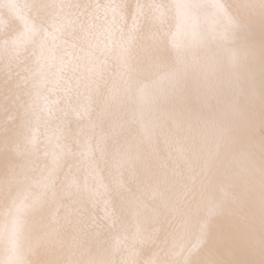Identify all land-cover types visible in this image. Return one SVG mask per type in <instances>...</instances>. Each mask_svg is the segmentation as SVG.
<instances>
[{
  "label": "snow or ice",
  "instance_id": "obj_1",
  "mask_svg": "<svg viewBox=\"0 0 264 264\" xmlns=\"http://www.w3.org/2000/svg\"><path fill=\"white\" fill-rule=\"evenodd\" d=\"M264 0H0V264H264Z\"/></svg>",
  "mask_w": 264,
  "mask_h": 264
},
{
  "label": "clouds",
  "instance_id": "obj_2",
  "mask_svg": "<svg viewBox=\"0 0 264 264\" xmlns=\"http://www.w3.org/2000/svg\"><path fill=\"white\" fill-rule=\"evenodd\" d=\"M228 3H231L232 0H227ZM248 43L256 47L264 45V28L261 27L258 19H253L250 22V28L247 33Z\"/></svg>",
  "mask_w": 264,
  "mask_h": 264
}]
</instances>
